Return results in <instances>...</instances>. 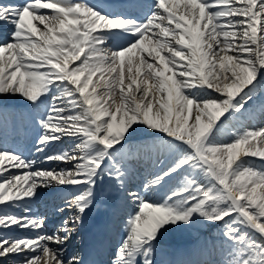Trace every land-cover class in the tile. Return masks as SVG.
Listing matches in <instances>:
<instances>
[{
	"label": "snow or ice",
	"instance_id": "obj_1",
	"mask_svg": "<svg viewBox=\"0 0 264 264\" xmlns=\"http://www.w3.org/2000/svg\"><path fill=\"white\" fill-rule=\"evenodd\" d=\"M8 26L0 106L22 97L38 117L35 152L71 167L44 169L19 149L0 150L4 264H104L67 244L108 194L105 177L116 182L111 195L136 205L111 264H157L166 233L217 223L229 245L223 264H264V127L220 139L264 83V0H153L147 12L144 0H0V33ZM141 127L169 137L171 156L143 194L128 191L117 159ZM66 137L69 147L47 153ZM181 173L163 196L148 195ZM56 186H77L65 201L76 213L49 233L30 205L38 189Z\"/></svg>",
	"mask_w": 264,
	"mask_h": 264
},
{
	"label": "bare ground",
	"instance_id": "obj_2",
	"mask_svg": "<svg viewBox=\"0 0 264 264\" xmlns=\"http://www.w3.org/2000/svg\"><path fill=\"white\" fill-rule=\"evenodd\" d=\"M17 3H23V2H22V0H17ZM178 6L180 7L179 10L181 11L182 10L181 5H178ZM44 11H48L49 14H50V11L49 10H44ZM40 26H42V25H40ZM10 30H11V26H10ZM145 57L147 58L146 54H145ZM98 75L99 74H97V76ZM142 76H143V73H142ZM93 79L95 81L97 79V77H94ZM260 88H263L264 89V84H261L258 87V90H257V93H256V96H255L254 100L251 101L250 104L248 105V111L245 112L242 116H240V118H241L240 127L241 128L239 130H244V129H259L260 127H264V94H261L260 93V91H259ZM98 91H99V89H98ZM251 115H254V117H256V120L255 121H252V119L250 118ZM247 116L249 117V119H247ZM190 123H191V121H190ZM248 126H251V127H248ZM232 128L233 127L231 125V127H229V129L232 131ZM138 132L139 133L142 132L146 136L152 135V134H149V132L146 129H144L143 127H141V129H139L137 131V133ZM232 132H235V131L233 130ZM220 139L223 142H230L231 141V133H227V134L221 136ZM256 146H259V145H256ZM32 156L33 155L31 154L29 156V158L32 157ZM139 162L147 164L146 159H144V158H141L139 160ZM256 162L257 163L260 162L259 161V158H256ZM180 180H178L176 182L177 185H178V183H179ZM132 188H133V184L131 182L129 184V186L127 187V189L129 191ZM139 190H142V187H140ZM161 191H162V188L157 187V188H154L151 191H149L148 192V195L151 196V197H153V198H159ZM127 200L128 199H125L124 198V200L121 202V207H120L121 209L125 206L124 202H126ZM130 201H131V199H130ZM35 203H36V200L35 201L33 200L31 202V205H33ZM116 224H117V222H115V224L113 225L112 229L110 228V236H111L112 232L114 234V237L110 241V246H117L118 247L119 246V243L122 241V239L125 236V232H124L123 228L122 229H118L117 226H116ZM205 227L206 226L204 225V226H202L200 228L193 229V230H189V231H191L193 233V235L195 236V235H197L199 233V231L202 232L205 229ZM19 233L25 234V232H19ZM166 234H165V236H166ZM168 234L171 235V231L168 232ZM198 246H200V245H196L195 247H198ZM211 248H212L211 251H213V247H211ZM215 249H217L216 255H215V259H213L211 261V264H223V262L226 259L229 258L228 257V254H227L228 249H227V251H225L224 249H220L219 247H215ZM14 259H17V257H15V256L9 257V261H12ZM206 261H208V260H205V257L202 254V252H200L198 255L191 256V258H190V264H196V263L197 264H200V263H203V262L205 264ZM0 264H4L3 258H0ZM174 264H176V261L174 262Z\"/></svg>",
	"mask_w": 264,
	"mask_h": 264
},
{
	"label": "rangeland",
	"instance_id": "obj_3",
	"mask_svg": "<svg viewBox=\"0 0 264 264\" xmlns=\"http://www.w3.org/2000/svg\"><path fill=\"white\" fill-rule=\"evenodd\" d=\"M68 140H69V139L67 138V141H68ZM67 143H69V144H70V143H71V141H70V142H67ZM69 167H71V165H70Z\"/></svg>",
	"mask_w": 264,
	"mask_h": 264
}]
</instances>
